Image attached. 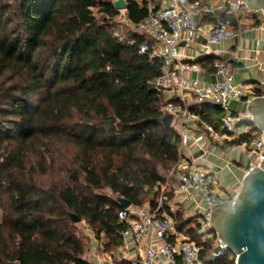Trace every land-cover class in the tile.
Segmentation results:
<instances>
[{"label":"trees","instance_id":"trees-1","mask_svg":"<svg viewBox=\"0 0 264 264\" xmlns=\"http://www.w3.org/2000/svg\"><path fill=\"white\" fill-rule=\"evenodd\" d=\"M116 1L0 0V264H92L72 215L104 237L105 253L116 251L128 228L118 200L155 207L179 161L182 136L163 120L180 102L155 87L164 63L140 53L148 37L129 27L123 35ZM126 3L131 25L148 17L149 0ZM215 62L196 64L214 75ZM188 110L222 132L220 107ZM67 148L75 155L65 179L47 184L54 153ZM176 219L204 264H235L232 253L212 259L213 240L199 223L188 228L195 219L179 209Z\"/></svg>","mask_w":264,"mask_h":264},{"label":"built area","instance_id":"built-area-1","mask_svg":"<svg viewBox=\"0 0 264 264\" xmlns=\"http://www.w3.org/2000/svg\"><path fill=\"white\" fill-rule=\"evenodd\" d=\"M124 13L125 11L123 17L126 18ZM255 15L264 17L262 11L251 10L246 0L229 1L227 5L203 0H163L159 7L150 6L148 17L139 25L127 22L135 33L149 39V42L141 44L140 53H150L152 58L164 63L163 74L154 85L167 99L179 100L180 105H170L164 109V113L174 116L173 126L182 136L179 161L166 182L156 189L158 196L155 207L151 204L144 207L131 206L119 213V220L128 225L121 233L123 241L134 239L143 242L150 235L158 241L149 245L139 264H156L160 257H165L172 263L179 259L183 264H203L200 259L202 248L187 235L177 231L176 215L179 205L193 194L206 203V209L198 219L200 234L214 242L212 259H222L231 253L210 223L213 206L234 203L239 192L229 193L216 173L201 167L194 157L186 154L188 121H193L213 140L223 141L224 145L250 135L249 140L228 148L244 149L254 155V167H260L264 162V136L256 125H247L242 115L235 114L230 109L232 101L246 100L250 104L251 100L247 97L245 85L235 81L229 60L215 62L213 76L217 78L216 83L205 82L201 78L186 76L191 70L200 74H204V71L197 64L183 62L180 51L184 34L196 35L201 32L196 17L211 19L212 28L208 41L211 45H221L248 34L254 27V24L248 22L249 18ZM189 97H193L197 105H215L222 109V132L215 131L212 126L201 122L199 116L183 108L182 105L187 103ZM90 258L92 264H116L110 256L100 257L99 254H94Z\"/></svg>","mask_w":264,"mask_h":264},{"label":"crops","instance_id":"crops-1","mask_svg":"<svg viewBox=\"0 0 264 264\" xmlns=\"http://www.w3.org/2000/svg\"><path fill=\"white\" fill-rule=\"evenodd\" d=\"M137 1L141 3V0ZM162 1L149 0V5L159 7ZM203 1L227 5L229 1L237 0ZM124 14L126 16V11ZM125 21L127 24V17ZM196 21L201 32L196 35L190 33L183 35L180 51L181 60L189 65H194L205 57H214L216 61L229 60L234 70V79L237 83L245 85L247 97L251 101L256 97H260L257 91L264 93V17L255 15L249 18L248 22L254 24V27L248 34L227 41L221 45H211L208 41L212 28L209 17H196ZM127 27L131 29L128 24ZM186 76L192 79L201 78L205 82H212L213 77V75L205 71L204 74H200L193 70L187 72ZM196 105L195 99L189 97L185 108L189 109ZM230 109L233 113L242 115L247 125L251 127L254 125L250 123V104L246 103V100L232 101L230 103ZM187 134L189 138L186 142V154L194 157L201 167L216 173L229 193L239 192L245 176L255 166V156L249 154L244 149H229L228 147L230 146L228 144L224 145L223 141L213 140L202 128H198L191 120L188 121ZM199 153H203V155L196 158ZM205 209V201L196 194L186 198L179 205V210L183 214L184 219L187 221H191L192 219L196 220L195 222H190L188 228L199 223L198 218L202 216ZM91 232L92 234L89 235V249L86 255V259L90 263V257L94 254H99L100 257L110 256L116 264H139L149 245L158 242L152 235L143 242L127 239L122 242V245L116 251L105 253L104 237L97 238L93 230ZM156 264L183 263L179 259L176 263H172L165 257H160Z\"/></svg>","mask_w":264,"mask_h":264},{"label":"water","instance_id":"water-1","mask_svg":"<svg viewBox=\"0 0 264 264\" xmlns=\"http://www.w3.org/2000/svg\"><path fill=\"white\" fill-rule=\"evenodd\" d=\"M253 11L264 13V0H246ZM118 11H127L125 0H117ZM216 83L217 78L212 77ZM252 119L264 136V96L256 97L250 102ZM174 116L166 115L163 122L167 128L173 125ZM203 153H199V158ZM124 209L132 206L126 199L118 200ZM73 223L81 220L72 215ZM212 229L228 245L236 257V264H264V162L260 167L252 168L245 176L238 197L234 203L213 206Z\"/></svg>","mask_w":264,"mask_h":264},{"label":"rangeland","instance_id":"rangeland-1","mask_svg":"<svg viewBox=\"0 0 264 264\" xmlns=\"http://www.w3.org/2000/svg\"><path fill=\"white\" fill-rule=\"evenodd\" d=\"M118 23L123 27V35H127L128 33V27L126 25L125 18L123 17V14L121 15L120 19L118 20ZM56 159V167L54 172L52 174H48L43 178V181L47 184H50L55 181H61L64 180L66 177V170L70 167L71 161L74 158L75 150L72 148L67 149H59L56 153H54ZM35 160V159H34ZM105 195H108L110 197H114V195L109 191L105 190L103 192ZM150 203H146L145 206L149 205ZM79 232L84 239V241L87 244V251L89 249V241L90 237L89 235L92 234L91 228L86 224V222H82L78 224ZM96 235V234H95Z\"/></svg>","mask_w":264,"mask_h":264}]
</instances>
